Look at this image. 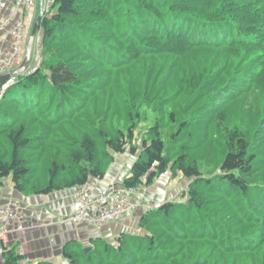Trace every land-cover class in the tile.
Here are the masks:
<instances>
[{
	"label": "trees",
	"instance_id": "1",
	"mask_svg": "<svg viewBox=\"0 0 264 264\" xmlns=\"http://www.w3.org/2000/svg\"><path fill=\"white\" fill-rule=\"evenodd\" d=\"M54 8L40 26L39 69L0 98V186L12 177L21 193L47 194L103 179L147 105L155 126L131 148L136 159L122 186L138 190L145 180L181 174L193 180L190 203L143 216L144 237L123 234L117 247L107 245L106 264H264V197L257 207L250 201L264 192L254 178L264 154V98L254 126L230 114L249 84L264 94V0H55ZM110 119L129 125L127 138L109 134ZM168 121L178 125L169 142ZM199 126L223 149L205 158L222 172L215 178L199 166ZM213 224L226 248L210 243ZM97 242L90 252H100ZM73 244L64 250L70 264L98 263L90 252H71ZM5 256L6 264L23 260L14 250Z\"/></svg>",
	"mask_w": 264,
	"mask_h": 264
},
{
	"label": "crops",
	"instance_id": "2",
	"mask_svg": "<svg viewBox=\"0 0 264 264\" xmlns=\"http://www.w3.org/2000/svg\"><path fill=\"white\" fill-rule=\"evenodd\" d=\"M14 1H8L7 8L1 14V20L5 19L10 12L15 11ZM43 1L36 0L34 9L25 14L26 25L21 40V53L24 57L27 54L32 27L40 15ZM18 18L17 15L14 22ZM12 23L4 28L2 21L0 22V60L2 61H6L13 50L14 42L9 34ZM35 41L29 66L39 63L38 58H34L33 55ZM132 165V157L126 158L125 155H116L115 162L109 167L104 178L101 180L92 178L89 183L102 189L116 187L118 191H123L119 185L123 184V180L130 173ZM167 175L168 172L163 174L162 177ZM161 188L157 189L155 186L151 189H156V195L160 194L164 198H170L171 192L165 190L168 187L164 190ZM138 191L141 190L138 189ZM142 198L144 203L136 212L144 211L150 206L148 198L145 195ZM3 206H10L20 213V222L24 230L19 231V224L15 223L10 226L11 233L8 235L7 240H0V264H6L5 255L8 250H14L16 254L23 257L19 264H38L40 262L70 264L69 259L64 254V250L69 243H81L84 249L91 248V250L93 249V241L98 239L105 240L111 245L116 244V241L121 239L123 234H132L131 230L137 228L136 224H139L142 218V215L134 212L109 223L101 229L74 225L68 221L78 208L72 188L56 190L47 194H36L31 191L21 193L16 190L12 177L3 179L2 186H0V207Z\"/></svg>",
	"mask_w": 264,
	"mask_h": 264
},
{
	"label": "rangeland",
	"instance_id": "3",
	"mask_svg": "<svg viewBox=\"0 0 264 264\" xmlns=\"http://www.w3.org/2000/svg\"><path fill=\"white\" fill-rule=\"evenodd\" d=\"M41 31L36 38L35 47L33 50L34 58H38L39 62L40 60L42 62V58H43L42 45H43V40H44V33L43 31L41 33ZM38 64L39 63H37V65ZM115 84L118 88H121L122 90L123 86L120 85L119 87L120 83H118V81ZM113 91L118 92L117 90H113ZM237 96L239 97L237 99L235 98L231 103V107H230L231 116L235 117L237 114H239L238 118H242L243 115H246L245 119H238L237 122H239L240 124H244V121H245L247 125L254 126V124L256 123L255 120L257 119L258 116L260 118L262 114L261 104L264 98V94L260 92V90L256 88L255 86L250 88V84H249V87H247V90L243 93H239ZM1 97H2V94H0V98ZM118 104L119 106H122L121 102H119ZM139 112L141 115V119L140 121H138L137 127L134 130V138L131 141V144H128L126 146V151L124 153L116 154L117 156L125 155L126 158L132 157L133 163L136 159V156L133 155V153L131 152V148L136 147L139 150V147L142 145L143 141L148 140L150 138L149 132L155 126V115L153 113L152 108H150L147 105H144L139 108ZM110 121L112 123V127L109 124L107 125L108 127L111 128L109 131V134H111V136H115V134L119 132V130H121L124 133V136L127 138L129 125L125 121H119L116 119H110L109 122ZM165 123L166 124L162 128L163 130L162 137L163 138L165 137L166 141L169 142L171 135H173L177 131L178 125L176 123H171L170 121L165 122ZM233 123H231L229 126H232ZM199 130H202L203 132V135L200 134L199 140H198L199 142L198 154L201 157L199 160V166L203 173L204 178H215L221 175L222 172L219 169L214 168L215 165L213 163L207 164L205 158L211 155H214L215 157L219 155L221 156L223 154V149L219 145L218 135H215V134L208 135L207 134L208 131L207 130L205 131V129H203L200 126H199ZM262 130H263V126L261 127L260 132ZM116 155H115V159H116ZM254 178H257L259 181L264 182V154H263L262 160L259 162V166L257 167V172ZM192 183H193L192 179L183 177L181 174H173L172 172H168L167 176L162 177L161 175L157 177V179L151 185H147L146 180H145L144 184L139 188L141 191L138 193H139V196L144 197L145 195V197L148 198L149 200L148 202L150 206L148 207V209L144 211L136 212V214L142 215L143 217L149 212H151L152 210H157L158 208L162 207L165 204H182V205L189 204L190 203V196H189L190 187ZM155 186L157 189L162 187L163 190L164 188L168 187V189H165V190L171 192L170 198H164L160 194L156 195V192H155L156 189L155 190L151 189L153 187L155 188ZM119 187L124 191L126 190L124 186L122 185H119ZM263 197H264V192H261V190H255L254 194L251 196L250 201L252 202L253 205H256L257 207L261 204V200ZM196 220H198V218ZM236 220H239V217H237ZM136 225H137V228L132 229L131 230L132 234L130 235L144 237L146 233L140 227V223ZM195 225H197L196 222H195ZM193 227L194 226H192L191 228ZM163 229H165V226ZM206 231H207L208 236L212 238L216 236L217 241L215 239L211 240L209 238L210 243L212 241H215L216 245H219L220 243L226 248L227 238H226V235H224L223 230L221 228H217L213 224V225L207 226ZM118 241L119 240L116 241L117 243L115 242L116 244H112V245L106 242L105 240H102V242H97V245H99L100 252L99 251H92V252L89 251L90 255L93 256L94 258L95 256H98L100 258L97 264H100L99 262L101 260L106 264L109 261V259H107L108 257L107 249H106L107 245L117 247ZM70 250L73 253L76 252V253H79L80 255L82 253L85 256H87L89 253V252L85 253V249L81 243H76V244L74 243L73 246H71ZM85 256L84 257L79 256V257L86 259Z\"/></svg>",
	"mask_w": 264,
	"mask_h": 264
},
{
	"label": "built area",
	"instance_id": "4",
	"mask_svg": "<svg viewBox=\"0 0 264 264\" xmlns=\"http://www.w3.org/2000/svg\"><path fill=\"white\" fill-rule=\"evenodd\" d=\"M9 0H0V22L5 28L9 23L14 22L16 16L19 18L12 23V28L9 32L14 45L12 53L6 61L0 60V75L10 74L17 71L24 62V55L21 53V40L23 30L26 25L25 14L29 10L34 9L36 0H15L14 12H10L8 16L1 20V14L8 6ZM55 0H44L43 9L44 16L51 17L55 13ZM41 65V60L37 65H30L27 73L36 72ZM16 78H11L3 86H1L0 94L11 86L15 85ZM72 191L76 197L78 208L69 218V222L78 226H87L101 229L111 222L117 221L129 214L136 212L144 203V200L139 196L138 190H123L118 191L116 187L99 188L95 184L86 183L75 186ZM21 215L18 211L10 206L0 207V240L5 241L11 233L10 226L18 223V230L23 231L24 228L20 222ZM67 221V220H64Z\"/></svg>",
	"mask_w": 264,
	"mask_h": 264
},
{
	"label": "water",
	"instance_id": "5",
	"mask_svg": "<svg viewBox=\"0 0 264 264\" xmlns=\"http://www.w3.org/2000/svg\"><path fill=\"white\" fill-rule=\"evenodd\" d=\"M44 13L45 12H44V9L42 7L40 15L38 16L37 20L35 21V23L32 27L31 34H30V37L28 40L27 54H26V57H25V60L22 64V66L17 71H15L13 73L0 75V87L3 86L11 78H17V77L27 73V69H28V66H29V64L31 62V58H32L33 44H34V41L38 35V32L40 31L41 22L45 18ZM89 251H91V248H85V253H88Z\"/></svg>",
	"mask_w": 264,
	"mask_h": 264
}]
</instances>
